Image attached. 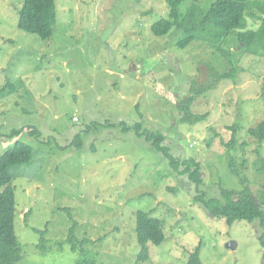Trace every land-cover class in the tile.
<instances>
[{"label":"rangeland","instance_id":"obj_1","mask_svg":"<svg viewBox=\"0 0 264 264\" xmlns=\"http://www.w3.org/2000/svg\"><path fill=\"white\" fill-rule=\"evenodd\" d=\"M168 1L56 0L55 32L42 40L18 28L24 0H0V89L15 88L0 96V155L16 141L33 149L30 163L12 170L18 264H186L197 248L203 264H263L258 222L228 225L194 198L220 199V188L241 191L229 170L233 159L264 209V141L248 133L264 120V56L245 52L235 38L223 54L202 41L178 48L179 31L155 37L151 25L169 17ZM191 1L182 2L181 13ZM209 1L198 0L203 11ZM259 26L247 21V29ZM209 67L238 73L192 94L193 82L197 92L210 83ZM194 95L192 114L209 116L183 124L181 105ZM141 122L165 137L174 158L200 164L199 188L136 136L131 127ZM234 125L240 130L228 147ZM137 212L160 219L166 237L148 244L141 263ZM74 223L77 241L94 242L84 253L58 246ZM33 229L46 230L44 251Z\"/></svg>","mask_w":264,"mask_h":264},{"label":"trees","instance_id":"obj_2","mask_svg":"<svg viewBox=\"0 0 264 264\" xmlns=\"http://www.w3.org/2000/svg\"><path fill=\"white\" fill-rule=\"evenodd\" d=\"M185 0L168 1L170 12L167 19H160L151 25V32L155 37H163L172 31L180 32L181 38L177 42L180 49L186 48L192 42L202 41L218 52L225 53L224 43L234 39L242 46L247 53L261 52L264 56V0H213L209 1L205 10L198 3L192 0L191 5L185 13H181L179 6ZM256 12H255V11ZM18 28L28 34L36 35L42 40H49L55 32L57 24L56 0H24L18 12ZM249 19L257 20L260 26L257 30L247 29ZM208 69L209 84L196 91V84L191 85L192 94H202L213 89L212 82L234 80L238 73L237 68H232L228 73L222 74L212 69ZM10 91H9V90ZM14 85L5 84L0 89V96H4L14 91ZM195 95L189 97L182 103L180 111L184 114L181 122L183 124H195L204 122L207 115H193L191 106ZM134 129L136 136L140 140L150 143V146L159 153H162L170 166L180 175H186L190 182L197 188L202 184L201 166L194 160H182L174 158L170 149L163 145L165 137L158 131L153 132L144 128L143 123H136ZM125 128L124 130H129ZM232 132L231 142L226 146L236 143V134L240 130L238 125L230 128ZM24 128L12 130L6 137L13 138L21 135ZM32 137H38V130L30 131ZM248 133L257 138L259 143L264 141V120L255 128L248 130ZM72 144L80 148L82 145L81 135H77ZM33 149L27 144L16 141L13 146L6 149L0 155V264H18L22 260V249L16 236V201L13 182L15 176L12 170L15 167L29 164L32 160ZM229 170L234 176H238L244 188L241 191L225 190L220 188V199H204V193L195 197L194 201L201 204L213 218L225 219L228 225L236 221L248 223L258 222L260 227L259 243L262 248V262L264 264V209L252 194L248 180L235 167L233 159L229 162ZM68 212V210L63 209ZM29 211L25 214V222L29 217ZM74 223L70 230L67 241L59 243L60 249L67 244L74 252H85V246L94 243L89 239L77 241L74 238ZM136 237L141 250L137 256L136 263L146 261L148 258V244L159 246L165 241L163 222L153 217L150 212L136 213ZM40 235L39 249L44 251L46 245V230L39 231L33 229ZM77 264H95V260L83 259ZM186 264H203L199 257V248L189 254Z\"/></svg>","mask_w":264,"mask_h":264},{"label":"water","instance_id":"obj_3","mask_svg":"<svg viewBox=\"0 0 264 264\" xmlns=\"http://www.w3.org/2000/svg\"><path fill=\"white\" fill-rule=\"evenodd\" d=\"M226 248H230V249L234 250L236 248V246L234 245V243H228L226 245Z\"/></svg>","mask_w":264,"mask_h":264}]
</instances>
